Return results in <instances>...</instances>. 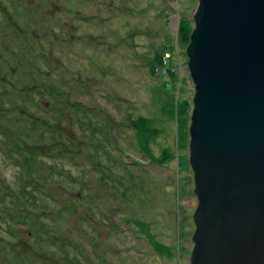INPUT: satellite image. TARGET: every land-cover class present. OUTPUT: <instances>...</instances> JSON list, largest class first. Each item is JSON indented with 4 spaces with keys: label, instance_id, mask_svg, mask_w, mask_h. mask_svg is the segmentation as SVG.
<instances>
[{
    "label": "rangeland",
    "instance_id": "1",
    "mask_svg": "<svg viewBox=\"0 0 264 264\" xmlns=\"http://www.w3.org/2000/svg\"><path fill=\"white\" fill-rule=\"evenodd\" d=\"M196 2L0 0V264H16L21 248L67 264L31 250L34 224H11L10 215L32 209L58 234L80 236L87 264H188L196 198L185 48ZM73 104L95 118L92 127L69 118ZM138 116L150 127L140 119L132 128ZM31 121L74 158L57 159L68 187L46 186L8 155L49 148L26 129ZM37 189L60 204L45 195L31 201ZM93 201L99 209L87 207Z\"/></svg>",
    "mask_w": 264,
    "mask_h": 264
},
{
    "label": "water",
    "instance_id": "2",
    "mask_svg": "<svg viewBox=\"0 0 264 264\" xmlns=\"http://www.w3.org/2000/svg\"><path fill=\"white\" fill-rule=\"evenodd\" d=\"M188 264H264V0H196Z\"/></svg>",
    "mask_w": 264,
    "mask_h": 264
},
{
    "label": "trees",
    "instance_id": "3",
    "mask_svg": "<svg viewBox=\"0 0 264 264\" xmlns=\"http://www.w3.org/2000/svg\"><path fill=\"white\" fill-rule=\"evenodd\" d=\"M36 94H38V96L42 95L39 92H37ZM48 101L50 102V100ZM71 107H73V113L69 115L70 119H73V114H74L75 120L78 121V123L82 120H85L86 123L92 127L91 121L94 120L95 118L89 115L88 111L83 112V109L80 105L73 104ZM67 118L68 116H66L64 121H66ZM140 119H142V121ZM136 120L141 121L143 125L147 126L148 128L150 127V124L143 116L142 117L138 116L134 120L131 119L130 125L132 128L134 126L133 122ZM30 123L31 124L28 125V128L26 129L31 130L36 133H42L44 136L42 135L40 136L43 140L49 143V148L47 149L42 148L39 144L38 146L31 148L29 150H26V151H22L20 149L18 150L11 149L15 152L13 153L9 151L8 155H11L10 157L11 159H15L17 156L18 163L24 165V168H26L28 172L33 173L35 178H37L38 180L44 181L46 183L45 184L46 186L55 185V184H59V185L61 184V185L67 186L66 183L68 182L67 180H69V178L68 176H65L64 174H62V171L64 169L58 166L57 159L66 160V158H68L72 162L74 158L71 155L65 156L63 154V151H62L63 147L61 148L60 143H57V139L46 137L47 136L46 129L45 127H40L39 125L40 122L31 121ZM78 125H80V123ZM96 137H97V131L95 132L92 131V140L96 141ZM65 145L72 146V143L65 144ZM65 151L68 152L67 149H65ZM95 169L98 170L97 168ZM95 177L97 178V176ZM77 178L85 179L86 175L83 174L82 172L81 174L77 176ZM0 187H1L0 190L4 189L2 186ZM124 187H127L126 184H124ZM77 189H80V186H78ZM21 190H25V189H21ZM37 191L38 193L32 194L31 201L37 202L39 195H45L51 201H55L59 203V201L53 196L51 192L49 191L45 192L40 189L39 190L37 189ZM22 193L24 195L23 199L28 201L29 197L26 196L27 192H22ZM89 204L90 206H94L97 209H99V205L97 204V201L88 203V206H87L88 208H89ZM47 207L50 208L49 205H47ZM73 209H76V204ZM62 211H63V208H62ZM31 213L33 214V209L31 210ZM32 214L23 212L21 210L18 215H10L12 218L11 220L13 221L11 224L23 223L22 224L23 226L24 225L27 226V224H25L26 222H29L28 226H31L32 224H34V226H32V229L36 233L38 240L36 242L37 243L36 245H34V243L30 244V247L32 248L31 250L35 251L36 249H42L50 256H54L56 258H58L57 256L62 257V259L67 262V264H87L86 259H87V254L89 250L87 249V252H86V249L83 246V242L80 236H77L76 234L73 233V231H70V230L68 231V235L72 233L73 234L72 236H62L58 234L57 232L53 231L51 228H48L46 226L48 225L46 222V220L48 219L46 218L42 219L40 216L33 217L34 214L33 215ZM25 220H28V221H25ZM31 220H34L33 223L31 222ZM11 231H12V228L9 230V232ZM90 238L93 239L92 242L97 243V241L95 240L93 236ZM2 241L4 240L2 237H0V243ZM92 242H89V243L91 244ZM15 244L19 245L16 241H15ZM91 246L93 247L94 245H91ZM45 262L49 264L42 255H37V256L28 258V256L24 253V251L21 248L20 259L18 258V261L16 264H46Z\"/></svg>",
    "mask_w": 264,
    "mask_h": 264
},
{
    "label": "bare ground",
    "instance_id": "4",
    "mask_svg": "<svg viewBox=\"0 0 264 264\" xmlns=\"http://www.w3.org/2000/svg\"><path fill=\"white\" fill-rule=\"evenodd\" d=\"M164 106H166V105H164Z\"/></svg>",
    "mask_w": 264,
    "mask_h": 264
}]
</instances>
